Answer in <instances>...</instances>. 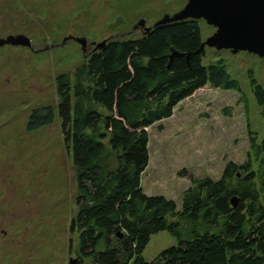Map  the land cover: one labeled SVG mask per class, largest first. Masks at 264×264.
Wrapping results in <instances>:
<instances>
[{"label":"trees","instance_id":"trees-1","mask_svg":"<svg viewBox=\"0 0 264 264\" xmlns=\"http://www.w3.org/2000/svg\"><path fill=\"white\" fill-rule=\"evenodd\" d=\"M143 30L134 38L104 40L70 73L54 78L55 113L74 169L71 264H263L264 136L250 131L246 158L227 162L218 179H191L179 208L142 191L147 128L205 84L239 89L221 58L203 62L197 20ZM246 78L264 123V89L249 69ZM53 119L49 105L34 108L25 130ZM161 230L173 244L144 259L150 235Z\"/></svg>","mask_w":264,"mask_h":264},{"label":"rangeland","instance_id":"rangeland-1","mask_svg":"<svg viewBox=\"0 0 264 264\" xmlns=\"http://www.w3.org/2000/svg\"><path fill=\"white\" fill-rule=\"evenodd\" d=\"M187 2L0 0V264L75 259L74 169L55 113V76L70 73L96 44L137 37L145 27L179 14ZM184 18L198 21L203 62L221 58L239 89L205 84L147 128L142 191L171 199L176 208L191 179H218L227 162L244 161L250 131L257 139L264 136L246 78L249 69L264 89V56L210 46L206 42L217 27L203 18ZM47 105L54 112L51 124L26 131L31 110ZM173 242L167 231H157L141 255L151 260Z\"/></svg>","mask_w":264,"mask_h":264},{"label":"water","instance_id":"water-1","mask_svg":"<svg viewBox=\"0 0 264 264\" xmlns=\"http://www.w3.org/2000/svg\"><path fill=\"white\" fill-rule=\"evenodd\" d=\"M186 16L203 18L217 27L206 44L216 48L246 49L264 56V0H188L179 14L164 21ZM148 28L145 27V30ZM75 40L84 45L83 39ZM103 42L96 44V48L101 47ZM230 204L234 206L236 199H230ZM72 262L69 259L68 264Z\"/></svg>","mask_w":264,"mask_h":264}]
</instances>
